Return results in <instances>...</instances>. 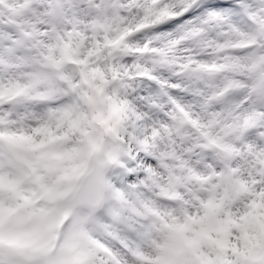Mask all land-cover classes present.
<instances>
[{
	"label": "snow or ice",
	"instance_id": "snow-or-ice-1",
	"mask_svg": "<svg viewBox=\"0 0 264 264\" xmlns=\"http://www.w3.org/2000/svg\"><path fill=\"white\" fill-rule=\"evenodd\" d=\"M137 104L239 142L162 208ZM262 161L264 0H0V264H264Z\"/></svg>",
	"mask_w": 264,
	"mask_h": 264
},
{
	"label": "clouds",
	"instance_id": "clouds-1",
	"mask_svg": "<svg viewBox=\"0 0 264 264\" xmlns=\"http://www.w3.org/2000/svg\"><path fill=\"white\" fill-rule=\"evenodd\" d=\"M145 35H147V32H145ZM164 103L166 106V102ZM136 108L139 113H143L144 119L137 120L135 112L124 111L118 117L113 118V123L117 119L119 120L122 143L126 142L125 135L128 136V143L132 142L134 136L136 140L146 144L154 158H156L157 163L155 165L147 166V169H151V175H147V169H145V180L149 185L146 194L151 199L158 201L162 208L167 206L165 192L184 191L187 194V188L199 191L203 187L200 181L191 177L188 171L189 167L197 170L199 175L206 178L208 170L204 167L205 160L212 158L213 163H223L224 154L222 149L202 150L195 147L197 144L207 142L205 133L216 135L220 138L221 143H232L233 147H235V143L239 142L235 137V129L227 120L222 125H216L212 129H200L190 125L183 113L178 110L173 112L172 109H169L168 111L172 115H161L163 109L154 110L144 104H137ZM133 125L135 126L133 127ZM234 160L235 157L233 162ZM181 161H186L187 164L182 167ZM257 167L264 170V161L260 162ZM253 187H257L261 192H264V188L260 187L259 181ZM254 199H256V202H260L257 198ZM236 211L239 212L240 209ZM259 211L264 213V208L259 209ZM213 236L215 237V233H213ZM229 242L235 245L237 249L243 248L238 229H232ZM201 251L208 254L210 258H214V252L206 245L201 248ZM227 255L229 259L235 260L231 248H229ZM150 256L152 259H159L153 254H150Z\"/></svg>",
	"mask_w": 264,
	"mask_h": 264
}]
</instances>
